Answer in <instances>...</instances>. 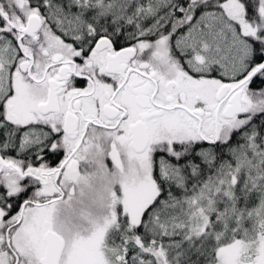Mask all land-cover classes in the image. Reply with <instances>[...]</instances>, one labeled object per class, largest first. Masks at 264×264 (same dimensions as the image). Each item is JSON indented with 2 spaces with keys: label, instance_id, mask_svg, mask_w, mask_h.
Returning <instances> with one entry per match:
<instances>
[{
  "label": "snow or ice",
  "instance_id": "6c2138e0",
  "mask_svg": "<svg viewBox=\"0 0 264 264\" xmlns=\"http://www.w3.org/2000/svg\"><path fill=\"white\" fill-rule=\"evenodd\" d=\"M0 264H264V0H0Z\"/></svg>",
  "mask_w": 264,
  "mask_h": 264
}]
</instances>
